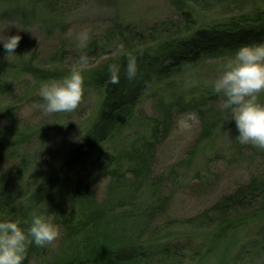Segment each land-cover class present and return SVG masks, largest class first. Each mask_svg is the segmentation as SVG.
<instances>
[{
  "label": "trees",
  "instance_id": "16d2710c",
  "mask_svg": "<svg viewBox=\"0 0 264 264\" xmlns=\"http://www.w3.org/2000/svg\"><path fill=\"white\" fill-rule=\"evenodd\" d=\"M54 2L0 0V15L15 14L23 5L21 20L40 24L47 31L63 22L59 15L51 14ZM171 2L183 11L180 0ZM111 25L113 33H123L122 23L114 21ZM192 31L186 37L172 34L152 49H132L89 71L88 84L102 90L103 98L95 115L72 141L69 136L59 137V132L67 127V112L50 114L52 125L39 128L15 119L13 112L18 106L12 103L16 97H11L15 86L7 81L8 73L15 67L0 61V119L6 122L0 128V222L20 221L26 231L25 222L30 223V214L37 212L50 217L63 236L55 249L29 244L23 264H166L178 259L181 263L183 246L189 248V240L187 244L180 239L163 241L162 233L168 229L157 227L154 229L159 231H154L151 227L165 208L167 197L156 194L159 199L141 214L136 210L137 197L146 189L156 192L165 179L168 184L173 180L169 174L152 178V168L159 146L170 136L179 116L196 113L201 124L199 141L188 152L190 161L198 146L215 135L228 119L227 113L215 105L220 97L212 85L196 84L185 91L172 87L165 92L161 86L171 87L173 77L202 61L230 57L242 45L264 43V12H256L250 19L246 16ZM27 43L21 39L14 55H8L0 46V57L21 59L29 51ZM108 45L91 40L77 57L87 54L96 62ZM30 52L20 73H27L42 84L63 77L38 63L36 48ZM67 52H56L52 64L61 63ZM130 53L137 57V74L131 80L126 75ZM111 64L120 66L118 84L110 82ZM25 93L23 98L28 97ZM146 100L152 101L150 115L143 110L138 112V106ZM29 103L38 106L44 101L38 93L30 95ZM132 127V133L126 135V146L115 145V138ZM259 152L264 155V150ZM104 178H110L111 183L106 197L99 200L94 189ZM241 224L251 226L252 242L261 240L264 244L263 178L254 177L243 183L184 225L214 228L203 236L208 237L203 241L207 245L222 242L228 230ZM235 259L225 250L217 264H235ZM250 262L264 264V251L257 261ZM236 264L243 261L236 259Z\"/></svg>",
  "mask_w": 264,
  "mask_h": 264
},
{
  "label": "rangeland",
  "instance_id": "374dc122",
  "mask_svg": "<svg viewBox=\"0 0 264 264\" xmlns=\"http://www.w3.org/2000/svg\"><path fill=\"white\" fill-rule=\"evenodd\" d=\"M43 1L41 0V3ZM171 1L55 0L51 14L59 15L63 22L47 31H44L40 24L21 20L20 9H24L23 5L15 11V14L0 15V46H3L5 37L12 35H20L22 39L25 38L28 41L26 49L29 51L21 58L22 60L16 61L9 56L0 57V61L9 62L8 65L15 67L8 73L7 78V81L15 86V90L11 91V97H16L12 103L18 106L13 112L15 119L24 124H35L37 128L52 125L50 114H45L33 103L27 104L30 95L40 93L42 85L29 74L20 73L32 49L36 48L38 51V63L64 77L69 74L72 65L79 58L77 54L81 48L78 47V34L81 31L85 29L89 31L88 43L91 40L99 42L100 45L109 43L104 50L105 54L97 58L96 62H93L92 58V68L84 73L83 102L76 111L64 115L67 127L59 130V137L68 138L69 136L72 141L95 115L103 98L102 90L88 84L89 71L94 67L109 59L122 56L132 49L155 48L169 39L172 34L174 37H186L193 32L192 30L198 28L228 23L246 16L250 19L256 12H264V0H180L183 11L175 8ZM114 21L122 23V34L113 33L111 24ZM183 26L186 28H182ZM62 50L68 51V55L65 54L61 63L52 64V57ZM234 56L235 54L230 57L202 61V64L173 77L170 80L171 87L162 85L161 89L165 92L168 88L174 87V89L178 88V91H185L196 84L212 85V81L218 77L223 66ZM54 59H56L55 56ZM24 92L28 97L23 98ZM163 95H167V92ZM259 101L264 103V93L259 96ZM215 105L221 108L219 101ZM142 110L149 115L152 114V101L146 100L141 103L138 106V112ZM181 118H187V114L176 119L172 133L158 148L156 163L152 168L154 179L164 178L168 174L174 178L169 184L165 179V183L157 187L154 193L149 189L140 193L137 197V212L141 214L149 209L154 201L159 199L155 198L156 194L167 197L165 208L159 211L151 227L168 229L162 233L163 241L165 239L179 241L180 239L187 244L186 241L189 240L190 246L189 248L187 245L183 246L185 251L181 253V257L183 256L180 258L181 263L178 259L175 263L167 262L166 264H217L219 255L225 250L232 258L241 259L243 264L252 263L250 262L252 260L257 261L258 256L264 251V244L260 242L261 240L252 242L251 226L241 224L237 228L228 230L222 242L205 245L204 242L208 237L203 239V236L214 231V228L205 230L204 227L200 229L198 226L184 224L188 219L200 216L243 183L249 182L254 177L264 179V155L259 152L260 149L250 144L242 145L235 140L239 133L235 122L228 121L230 119L228 117L227 122L215 135L198 146L190 161L188 152L199 141L201 124L197 117V121H189L192 125L190 129L180 131L178 124ZM5 124L6 122L0 119V128H3ZM132 129L133 127L129 130L125 129L122 135L115 138L114 144L118 147L122 144L126 146V135H130ZM57 132L55 131L54 134ZM184 160L186 161L184 165L174 170ZM110 183V178H104L95 185L94 191L99 200L106 197ZM155 229L154 231H159ZM62 237L60 231L59 238L50 246L53 249L58 247ZM236 259L233 261L235 264Z\"/></svg>",
  "mask_w": 264,
  "mask_h": 264
},
{
  "label": "clouds",
  "instance_id": "9594fccd",
  "mask_svg": "<svg viewBox=\"0 0 264 264\" xmlns=\"http://www.w3.org/2000/svg\"><path fill=\"white\" fill-rule=\"evenodd\" d=\"M22 37H5L3 47L8 55H14ZM90 33L87 29L78 34V47H87ZM93 66L92 58L81 54L72 65L68 75L59 80L44 82L40 96L44 103L38 105L45 114L71 113L77 110L84 98V73ZM110 82L119 83L120 66L109 65ZM137 74V57L128 55L126 75L129 80ZM215 94L220 97L219 104L227 113L226 119L234 121L238 135L235 140L264 150V103L259 96L264 93V43L242 45L212 81ZM189 121H197L196 113L187 114L179 120V130L191 128ZM229 135V134H228ZM47 206V205H46ZM27 230L20 227V221L0 222V264H23L27 246L34 243L44 247L52 245L60 236L59 227L43 214L32 212ZM31 237V239H29Z\"/></svg>",
  "mask_w": 264,
  "mask_h": 264
}]
</instances>
